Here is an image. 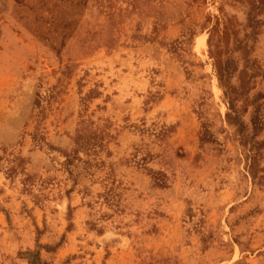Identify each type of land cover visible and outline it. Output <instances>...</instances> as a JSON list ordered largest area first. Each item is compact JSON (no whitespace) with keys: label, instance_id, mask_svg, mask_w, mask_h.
<instances>
[{"label":"rangeland","instance_id":"1","mask_svg":"<svg viewBox=\"0 0 264 264\" xmlns=\"http://www.w3.org/2000/svg\"><path fill=\"white\" fill-rule=\"evenodd\" d=\"M0 264H264V0H0Z\"/></svg>","mask_w":264,"mask_h":264},{"label":"trees","instance_id":"2","mask_svg":"<svg viewBox=\"0 0 264 264\" xmlns=\"http://www.w3.org/2000/svg\"><path fill=\"white\" fill-rule=\"evenodd\" d=\"M219 74V73H218ZM218 80L221 84V86H223V83L225 82L223 76H221V74H219L218 76ZM224 87V86H223ZM227 95V93H225ZM83 139V136L81 134H78V136L76 137V143H79V140ZM86 142V140H85ZM87 143V142H86Z\"/></svg>","mask_w":264,"mask_h":264}]
</instances>
